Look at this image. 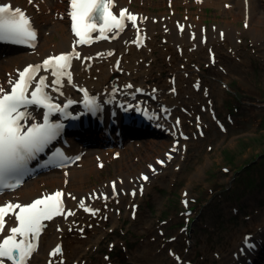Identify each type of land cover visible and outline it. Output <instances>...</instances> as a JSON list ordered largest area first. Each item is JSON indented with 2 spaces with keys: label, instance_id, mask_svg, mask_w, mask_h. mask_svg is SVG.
Listing matches in <instances>:
<instances>
[{
  "label": "bare ground",
  "instance_id": "6f19581e",
  "mask_svg": "<svg viewBox=\"0 0 264 264\" xmlns=\"http://www.w3.org/2000/svg\"><path fill=\"white\" fill-rule=\"evenodd\" d=\"M8 1L11 5L20 3L19 0ZM68 2L69 0H36L32 7L25 6L28 10L27 16L33 22L37 38L34 46L29 45L28 47L0 44L2 52L0 53V87L10 90V82H14L18 73L29 65L42 64L51 56L75 51L79 53L80 58H74L72 61L70 71L74 78L73 85L70 86L65 81L59 92L52 91L48 94H51L57 103L65 102L77 98L76 87L80 89L86 87L90 93L92 92L91 95L98 96L101 107L106 101L109 106H113L119 97L118 93L122 95L126 92L134 93L136 88L158 87L149 83L154 79L151 74L158 63H185L186 67L187 64L192 63L193 53L190 54V52L195 51L202 56V52L210 50L217 56L216 47H221V44L233 47V51H238L241 49L239 45L241 36L246 35L252 38L254 45L257 42H264L262 39L264 33L262 0H202L201 2L195 0H113V9L117 12L121 9H128L130 14L138 16L136 25H128L125 31L117 36V39L110 33L108 39L90 47L84 45L77 47L76 35L73 33L71 16L67 9ZM166 6H169V9L161 11L159 16H152L149 13V9H163ZM179 8H182L183 16L179 15ZM209 8L223 17V26L221 24L212 25V31L204 25V11ZM195 14L199 17H194ZM154 18H157L156 23L153 21ZM240 22L245 24V30L244 28L239 29L238 23ZM161 39L163 42L160 41ZM240 57H234L239 62L235 64V67L246 64V56L240 54ZM117 64L119 68L116 69ZM159 68L158 73L163 71L161 67ZM193 76L198 79L200 75L194 73ZM48 78H50L49 74ZM172 79L176 80L175 84L178 89L176 96L174 92H170L169 95L166 93L164 96L154 92V95L160 102L170 104L171 114L176 117L177 121L181 122L186 118L196 125L197 130L203 129L200 118L198 119L197 116L185 110V97H181L183 86L180 81L178 82V78L168 77L167 82ZM128 85H131L133 90H130ZM192 94L198 95L197 93ZM180 98L183 103L179 102ZM208 106L210 112L215 115L211 103ZM38 116L39 113L36 112L30 120H35ZM124 128L125 126L122 125L120 132L123 138L122 146H119V141L108 143L107 138L101 132L102 129L99 132L87 131L84 141L91 142L90 147L83 146L84 141H81L71 148L69 153L71 157L83 154L82 159L75 165L67 169L49 171L29 179L15 193L1 199L3 201L0 202L13 201L29 204L47 192L61 191L64 194L65 212L74 213L69 217L63 215L48 225L40 240L38 250L33 253L28 264H56L60 263L57 259L63 257L66 263L79 264L75 257L69 254L77 253L82 247L88 251L91 246L85 247L83 243H89L96 238L101 239L105 226L108 223L118 222L116 214L121 213L124 204L129 214L135 213L133 218L130 217L134 220L137 217L138 198L145 194L152 195L149 193L151 184L155 181H162L161 177L166 176L163 174L164 169L171 167L173 161L185 154L182 150L185 151L191 141V137L190 140L180 142L175 139L176 144L173 145L174 142L171 143L166 139L160 141L155 134L149 136L151 131H144L142 132L144 139H140L141 143L134 136L127 138L125 135L129 132L125 131L124 134ZM184 129V125L180 126L181 131ZM225 133H227L226 130ZM203 135L206 138L204 131ZM200 138L202 137L192 135L194 140L198 141ZM166 145L169 148L164 149L162 154L157 151L156 147L164 148ZM171 150H173L174 157L169 159L165 155ZM153 152L157 153L152 154ZM158 160H162L163 164H158ZM143 162L148 166L144 167ZM99 163H103L101 170L97 167ZM110 165L114 171L112 177L99 185H94L92 178H97L102 172L108 171ZM170 173L179 175V167L177 166ZM145 176L148 177L147 180L143 178ZM81 203L95 211V214L92 211H85L80 207ZM83 225L92 228L90 232L84 233L85 239L80 240L74 231L82 228ZM70 227L73 231L70 237L73 239L67 238ZM58 228L61 232H58ZM244 234L241 237L242 242L239 236L232 240V246L228 248H234L229 251V255L232 254V256L223 255L222 257L226 259L225 261L230 258V261L225 264H264V225L257 234ZM245 242L253 246L244 249ZM57 245L61 246V253L50 258L47 255L48 251ZM45 247L48 248L47 254L43 251ZM234 252L235 255H233ZM243 252L246 253L247 259L239 258ZM104 259L107 263H104L105 261L102 263L98 259L97 264L110 263L108 257Z\"/></svg>",
  "mask_w": 264,
  "mask_h": 264
},
{
  "label": "rangeland",
  "instance_id": "374dc122",
  "mask_svg": "<svg viewBox=\"0 0 264 264\" xmlns=\"http://www.w3.org/2000/svg\"><path fill=\"white\" fill-rule=\"evenodd\" d=\"M165 9L169 7L149 9V13L159 16ZM178 11L180 16L184 15L182 8ZM203 16L209 31L213 30L212 25L223 26V17L218 12L209 8ZM238 26L245 30L243 22ZM240 41L238 51L222 44L216 47L214 65L208 61V51L202 52V56L190 52L192 63L186 67L185 63L154 64L151 74L154 79L149 83L160 86L164 96L169 87L168 77L178 78L183 86L181 97H185L192 113H200L208 125L206 138L191 139L185 154L164 169L166 176L161 177L162 181L151 184L152 195L138 198L134 220L124 204L119 215L114 211L118 222L108 223L101 239L82 242L85 247L91 246L88 251L82 247L77 253L69 254L79 264H97L98 259L103 263L104 257L111 264H179L174 254L179 255L182 264H225L230 258L225 261L222 257L234 249H228L232 240L261 230L264 225V42L254 45L247 35L241 36ZM240 54L246 56V64L235 67L239 62L234 57L241 58ZM159 67L163 69L160 73ZM194 73L200 75L198 95L192 94ZM179 102L183 103L181 98ZM210 103L227 133L220 132L201 110V107L208 110ZM189 126L194 132V127ZM158 139L164 140L160 136ZM167 148L168 145L156 147L161 154ZM142 165L148 166L144 162ZM177 166L180 174L171 176L170 172ZM113 172L110 165L108 171L92 178L94 185L112 177ZM90 228L83 225L74 234L84 240V233L90 232ZM69 230L67 238L73 239L71 227ZM43 251L47 254L48 248ZM170 251L174 254L170 255Z\"/></svg>",
  "mask_w": 264,
  "mask_h": 264
},
{
  "label": "snow or ice",
  "instance_id": "6c2138e0",
  "mask_svg": "<svg viewBox=\"0 0 264 264\" xmlns=\"http://www.w3.org/2000/svg\"><path fill=\"white\" fill-rule=\"evenodd\" d=\"M113 7V0H71L69 15L72 30L79 38L78 43H88L93 32L99 33V39H108L106 34L124 29L126 20L136 25V15L130 14L128 9H121L114 14ZM36 38L37 33L25 11L20 7L13 8L11 4H0V42L34 46ZM74 58H80L78 52L51 56L42 65H30L23 69L18 79L10 82V90L0 87V193L17 188L23 177L31 171L28 168L29 162L43 153L61 134L64 125L52 122L50 117L60 113L68 118L67 108L73 101L69 100L64 106L54 103L47 91V77L36 81V76L42 69L51 70L55 77L52 90L59 92L64 78L71 83L70 68ZM83 94L85 109L96 111L98 101L89 97L87 90H83ZM33 105L47 111L42 123L29 125L32 116L28 108ZM56 158L66 159L62 152H56L53 159ZM143 178L148 179L147 176ZM63 195L58 191L29 204L7 202L0 205V237H3L0 239V264H28L37 250L45 222L55 216L74 215L71 211L65 212ZM80 207L95 214L83 203ZM9 218H14L15 224L9 225ZM60 253L61 248L57 247L52 255Z\"/></svg>",
  "mask_w": 264,
  "mask_h": 264
},
{
  "label": "trees",
  "instance_id": "16d2710c",
  "mask_svg": "<svg viewBox=\"0 0 264 264\" xmlns=\"http://www.w3.org/2000/svg\"><path fill=\"white\" fill-rule=\"evenodd\" d=\"M243 169V168H242Z\"/></svg>",
  "mask_w": 264,
  "mask_h": 264
}]
</instances>
